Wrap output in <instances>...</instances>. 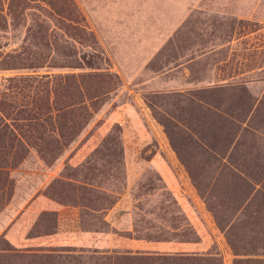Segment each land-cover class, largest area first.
I'll return each instance as SVG.
<instances>
[{
	"label": "trees",
	"instance_id": "1",
	"mask_svg": "<svg viewBox=\"0 0 264 264\" xmlns=\"http://www.w3.org/2000/svg\"><path fill=\"white\" fill-rule=\"evenodd\" d=\"M9 27L22 28L24 36L17 48L0 53V70L24 73L0 81V210L15 197L9 170L30 152L47 165L59 163L45 187L36 190V185L34 193L22 196V208L38 193L61 207L39 211L24 237L9 236L14 220L2 229L0 264H222L215 237L189 197L179 198L169 190L155 168L147 170L143 181L136 180L129 190L133 202L130 228H116L104 220V212L126 188L124 125L117 120L109 124L97 114L121 80L110 70L74 0H0V31ZM234 30L235 26H229L224 41L187 53L183 68L201 59L210 63V69L218 65L220 70L236 71V78L184 92L159 93L182 102L177 107L189 126L168 113L158 114L152 103H144L165 131L190 184L220 231L233 256L231 264H264V176L239 174L228 158L224 160L240 126L230 114L217 110V102L227 93L236 96L245 103L239 121L249 102L244 84L251 74L264 79L254 68L239 67ZM228 53L231 61L220 63ZM170 124L178 128L191 156H183L176 147ZM199 125L207 140L198 134ZM149 141L146 154L139 159L151 163L157 156L155 160L167 163L153 136ZM238 146L236 139L233 149ZM94 156L102 161L97 172L90 162ZM173 181L177 183L175 176ZM80 232L109 234L110 239L76 243L67 237ZM54 234L59 236L47 238Z\"/></svg>",
	"mask_w": 264,
	"mask_h": 264
},
{
	"label": "rangeland",
	"instance_id": "2",
	"mask_svg": "<svg viewBox=\"0 0 264 264\" xmlns=\"http://www.w3.org/2000/svg\"><path fill=\"white\" fill-rule=\"evenodd\" d=\"M74 2L107 57L110 70L115 71L121 80V86L108 95L97 116L109 124L117 120L124 125L126 185L129 184L125 190L128 195L136 180L143 181L142 175L154 168L144 159H139L146 154L150 136L155 138L160 149L162 148L170 160L178 163L166 144L167 139L161 126L152 118L144 100L152 103L158 114L168 113L184 121L185 114L177 107H182V102H176L174 96L160 97L158 91L190 88L193 81L200 78L208 79L211 76L213 67L210 69V63L205 64L206 60L196 59L188 63L190 65L188 69L183 68L186 66L184 60L187 53H196L204 45L224 41L228 38L226 35L228 27L235 26L233 44L236 47L234 54L238 61H241L242 66L239 67L254 68L257 76L264 74V0H74ZM23 36V29L20 27L13 30L9 27L0 31V53L17 48ZM16 73L24 72L0 70V81L1 78ZM177 129L169 125V132L174 137L176 145L182 149L184 156L189 157L191 155L180 142ZM90 162L95 165L96 170L93 172L102 168V161L98 156H94ZM58 163L59 161H54L47 165L33 154L9 170L10 177L14 179L16 185L15 197L0 210V230L6 228V224L8 225L11 220L18 219L13 229L9 231V236L11 238L13 235L21 236L23 226H26L33 217L29 209L25 212L27 208H22L24 202L22 196L27 198L29 196L27 193H34L33 187L36 185H38L36 190L41 188L39 183L47 174L46 168L49 167L56 172ZM177 166L180 167L178 179L184 187V194L192 199L191 202L195 204L193 205L206 227L214 235L228 264L230 255L220 232L203 206L198 204L200 201L184 170L179 163ZM155 200L154 197L152 201ZM120 205H116L107 217L110 223L116 222V225L118 223L122 227H127L131 224L133 202L129 209L125 206L126 210L124 209L121 216L116 218L115 211ZM21 208L23 210L18 214Z\"/></svg>",
	"mask_w": 264,
	"mask_h": 264
},
{
	"label": "crops",
	"instance_id": "3",
	"mask_svg": "<svg viewBox=\"0 0 264 264\" xmlns=\"http://www.w3.org/2000/svg\"><path fill=\"white\" fill-rule=\"evenodd\" d=\"M233 41L234 40H231V41H229V43H232ZM231 57L232 56L228 53L225 56L224 60L220 61V63L224 62V61L226 62L228 59H229V61H231ZM172 68H174V67H172ZM235 72H233V74H232L231 70L230 71L220 70L219 66L215 65V66H213V69L210 72L211 76L208 79L200 78V79H197V81H193L192 82L193 86L190 87V88L184 89L183 87H180V88H177V89L171 90V91L184 92V91L189 90V89L201 88V87L205 86L206 84H210V83H212V84L225 83V82L231 81L232 76H233V78L237 77V74ZM222 78H225L226 81H223ZM250 78L251 79L248 80L244 84L245 90L247 91L246 97L249 99V102H248V105H247V108H246L247 112L243 115V117H241V119H239V121H236L237 118H239L237 116L240 115L241 108L245 105V103L238 102L237 101L238 97L232 96L229 93H227V95H226V97H224V99H222V100L217 102V104H218L217 110L224 112V114H226V115H227V113L230 114V116H232V117H230L228 115L227 116L230 117V118H233L232 120L237 122V124H239V126H240L239 127L240 129H239L238 133L235 135V137L233 139H230V142H231L230 143V151L225 153L224 160L228 158L229 159V165L231 167H233L239 174H243V175L254 174V175H263L264 176V79H259V78L255 79V77H253L252 74H251ZM220 80H222V81H220ZM207 81H209V82H207ZM171 91L164 90V91H158V92H171ZM182 122L185 123V118H184V121H182ZM185 124H187V122ZM158 125H160V124L158 123ZM161 128H162V126H161ZM182 128H185V127L181 126V129ZM179 130H180V128H179ZM196 130H197L198 134L203 135L200 125L198 126V128H196ZM162 131H163V133H164V135H165V137L167 139V143L166 144H168V146L170 147V149L174 153L176 160L178 161V163L180 164V166L182 167V169L184 170V172H185V174L187 176V173H186V171H185V169H184L179 157L177 156L176 152L174 151V149L170 145L169 139L166 136V133L163 130V128H162ZM202 138L204 140H207L208 136L207 135H203ZM236 139L238 140L239 146H238V148L236 150H234L233 149V144H235ZM180 142H182V141L180 140ZM156 143L158 145V148L160 149L159 144H158L157 141H156ZM174 143H175V141H174ZM175 145H176V143H175ZM176 147L180 150L181 154L184 156V154L182 153V149L179 146H177V145H176ZM161 151H162V154L164 155L165 161L168 164L167 163H163V161H160L159 159L155 160L154 157L157 158V156H153V159H152L150 164L156 170H158L159 173L163 176L165 184L167 185V188L169 190H172L174 192L176 191V195H178L179 198L181 196H185L184 187L181 186V183H180V181L178 179V175L180 173V172L178 173V171L180 169V167L177 166L178 163L176 164L174 161L170 160L168 158V156L165 154V152L163 150H161ZM33 154H34L33 152H30L26 157H29V156L31 157ZM46 171H47V174H45L44 179L42 181H40L41 183H39V186L41 185L40 189H42V187H45L46 183L55 175L54 170L50 169L49 167L46 168ZM173 176L176 177L177 183H174ZM187 179H188V176H187ZM188 181H189V179H188ZM189 183H190V181H189ZM128 185H126L127 189H128ZM176 187L178 189H176ZM191 187L193 188L192 185H191ZM193 190L195 191L194 188H193ZM194 193L196 194L197 198L200 201L198 204L200 206H203L205 212L208 213V215H210V213L205 209L204 204H203L202 200L198 197L196 191ZM189 199H190V201H192L191 198H189ZM123 203H125V205ZM118 204H121V205L115 211L116 218L121 216V214L123 213L124 209L125 210H126V208L129 209V207L131 206V201H130L128 192L126 190L123 193H121V195L119 196L117 201L114 203V205L111 208L107 209L104 212V214H103L104 220L106 222H108V224L110 226H113V227H116V228H120L122 226L118 225V223L116 225L115 224L116 222L114 224L110 223L107 215H108V213L113 211V208L116 205H118ZM192 204H194V203H192ZM183 205H184L183 207H186L185 206L186 205L185 202L183 203ZM125 206H126V208H124ZM33 207H35V208H33ZM60 207H61V204H59L55 200L46 197L42 193H38L29 202L27 207H25V208H27L25 210V212L29 209V211L31 213H33V217L29 219V222L27 223L26 226L28 228L30 227V225L33 223V221L36 218V215H37V213L39 211H41V210H57ZM196 211H197L199 217L202 219V217L199 214L197 209H196ZM210 218H211V220L213 222V219H212L211 215H210ZM17 220H15L11 224V226L8 229V233H9V231L11 229H13V227H14L13 225L16 224ZM9 221H10V219L8 220V222ZM6 226H7V224H6ZM26 226H23L24 230H22L20 232V235H21L20 238L25 236V233H26V231L28 229ZM122 228L129 229L130 228V224L127 225V227H122ZM57 236H59V235H55L54 234V235H49V237L47 236V238L54 240ZM67 237H70V239H72L73 242H76V243L95 242L96 240L99 241V240H104V239H107V240L110 239L109 234L93 235L92 233H89V232L73 233V234H69ZM13 238H18V237L13 235ZM224 243H225V241H224ZM225 245H226V243H225ZM227 249H228V246H227ZM220 251H221V249H220ZM228 252H229V255H230L228 264H231V259H232L233 256L230 254L229 249H228ZM221 255H222V264H226L225 255L222 254V252H221Z\"/></svg>",
	"mask_w": 264,
	"mask_h": 264
}]
</instances>
